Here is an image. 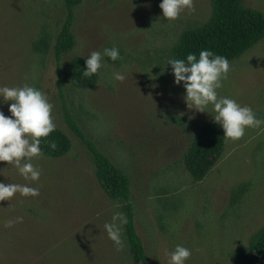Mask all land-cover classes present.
Returning <instances> with one entry per match:
<instances>
[{"label": "rangeland", "instance_id": "obj_1", "mask_svg": "<svg viewBox=\"0 0 264 264\" xmlns=\"http://www.w3.org/2000/svg\"><path fill=\"white\" fill-rule=\"evenodd\" d=\"M160 0H80L73 9V47L56 61L54 43L65 20L64 0H0V87L29 85L53 105L56 127L69 141L59 158L32 159L41 175L24 181L0 162V182L30 183L39 196L16 194L0 201V264H130L125 237L117 250L103 228L122 202L97 183L92 156L67 127L66 111L84 138L128 179L133 226L149 264H168L181 244L186 264H239L252 236L264 225V125L224 138L223 151L200 181H193L184 154L209 113L188 109L174 85L168 58L179 35L209 17V0H192L175 20L160 18ZM264 15V0H243ZM115 46L95 84L76 88L69 61ZM218 95L249 106L264 119V38L229 61ZM125 79H110L112 72ZM8 103L0 111L9 116ZM119 204V209L114 205ZM22 219L5 226L9 219Z\"/></svg>", "mask_w": 264, "mask_h": 264}, {"label": "clouds", "instance_id": "obj_2", "mask_svg": "<svg viewBox=\"0 0 264 264\" xmlns=\"http://www.w3.org/2000/svg\"><path fill=\"white\" fill-rule=\"evenodd\" d=\"M158 7L162 13L160 18L166 20H175L185 8L193 10L192 0H160ZM104 57L112 61L122 59L115 46L91 51L83 58L85 68L82 75L89 77L97 74L103 67ZM167 65L171 66L174 85L184 89L183 100L187 108L209 114L206 109L211 106V120L222 129L224 138L238 140L245 134L246 128H261L264 125V119L257 117L249 106L239 104L230 96L218 95L217 90L222 87V81L230 71L226 57L209 49H201L198 55L189 52L183 59L170 57ZM110 79L121 82L125 75L112 72ZM9 101L10 115L6 116L0 111V162L12 165L24 181L35 183L41 172L33 165L32 159L42 155L41 138H47L56 128L51 115L53 105L44 92L29 85L0 87V103ZM45 142L49 143L51 149H56L54 141ZM16 194L35 198L39 196V187L30 183L0 182V201H8ZM114 207L119 209L120 206L116 204ZM21 219H9L5 226L10 227ZM127 222L125 213L116 210L112 212L111 220L103 225L108 239L118 251L124 247L121 237ZM191 254L189 248L177 244L166 254L168 264H186Z\"/></svg>", "mask_w": 264, "mask_h": 264}, {"label": "trees", "instance_id": "obj_3", "mask_svg": "<svg viewBox=\"0 0 264 264\" xmlns=\"http://www.w3.org/2000/svg\"><path fill=\"white\" fill-rule=\"evenodd\" d=\"M209 1L211 11L208 19L202 25L185 30L179 35L173 49L174 58L183 59L189 52L198 55L201 49H209L231 61L264 38V15L260 11L243 6V0ZM79 2L80 0H64L66 16L54 43L56 61L74 45L71 23L73 9ZM84 68L82 57H74L69 61L67 77L76 88L87 89L96 82L97 74L89 77L82 75ZM64 120L67 127L91 153L95 177L100 188L110 199L123 203L122 212L128 220L123 226V233L129 263L149 264L134 230L131 206L128 202L127 177L84 138L66 111ZM45 140L54 141L56 149H51ZM223 145L224 138L218 127L206 124L199 129L183 157L184 167L193 181H200L205 177L221 156ZM40 148L42 155L59 158L69 151L70 141L67 135L56 127L47 138H41ZM239 264H264V225L250 239L247 251L240 258Z\"/></svg>", "mask_w": 264, "mask_h": 264}]
</instances>
